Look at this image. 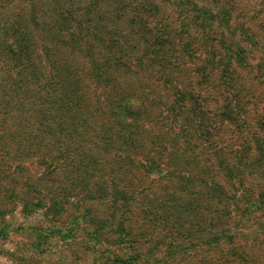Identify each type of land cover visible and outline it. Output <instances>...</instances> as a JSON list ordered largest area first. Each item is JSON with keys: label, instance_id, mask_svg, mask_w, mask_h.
Returning <instances> with one entry per match:
<instances>
[{"label": "rangeland", "instance_id": "obj_1", "mask_svg": "<svg viewBox=\"0 0 264 264\" xmlns=\"http://www.w3.org/2000/svg\"><path fill=\"white\" fill-rule=\"evenodd\" d=\"M97 1L0 0V175L7 176L0 264H116L133 254L130 264H264V160L256 148L264 145V0H107L103 39L115 40L96 50L92 73L68 33ZM148 1L153 11L141 19L156 10L163 35L176 32L183 42L195 32L221 35L233 55L232 65L223 63L227 73H216V57L203 50L176 54L178 61L171 55L177 87L192 97L191 117L176 113L174 86L161 85L140 54L127 56L139 38L132 8ZM114 3L126 10L116 13ZM193 4L218 15L223 30L215 23L218 32L195 31L186 11ZM52 89L63 101L74 90L88 97L86 115L67 112L60 130L50 113L41 120L53 103L39 98ZM129 96L142 105L128 120L119 116ZM115 191L133 196L130 218L108 202ZM130 233L134 249L114 243Z\"/></svg>", "mask_w": 264, "mask_h": 264}, {"label": "trees", "instance_id": "obj_2", "mask_svg": "<svg viewBox=\"0 0 264 264\" xmlns=\"http://www.w3.org/2000/svg\"><path fill=\"white\" fill-rule=\"evenodd\" d=\"M107 2V0H100L97 1L95 7H89L88 10L86 11L87 14L84 17V21H79L77 22V25L74 28L73 33H68L69 34V38H71V40L73 39L76 44L79 43L83 46V48L85 49L87 55L86 57H88V59H90V71L92 73H97L95 72V68L94 66V58L96 56L97 53V49L98 48H102L104 50H107L105 47V44L107 43H111L113 42L115 39L110 38L109 40H104L103 36L105 34V32L103 31V26H104V20H105V11H107L109 9V5L108 7H104L107 5L102 6L103 4H105L104 2ZM187 2H189V0H187ZM101 4V6H99ZM115 7L114 10L116 13H120L123 10H126V8L124 6L121 7L120 3H114ZM184 4V3H183ZM178 6L181 7V4L178 2L177 3ZM102 9V11L100 10V8ZM152 7L154 8V5L148 1V4L145 8H140L137 4V6L132 8V11L134 12V16H137L134 19V24L132 25V36H139V38L134 42L133 47L131 48V51L127 54V56H130L132 53H134L135 55H132L131 57H129V60H131L132 58L138 56L140 54V56H138L140 59L146 60L147 62H145V68H150L153 70V74L154 76H161L160 78V83L161 85H166L169 84L171 86H174V90H175V94H174V100H175V104H177L178 106V110L176 111L179 112V115L181 116V114H185L186 117H191V111L189 109L188 106H190L191 103V95H189V93L180 90L177 85L179 84V75L176 74L177 70V65L176 63H174V60L178 61L179 57H183V55H185L186 53L188 55H194V51L197 52H201L202 50L207 53L210 54L212 56H215L216 58L213 60L215 61V65H216V73L220 72V73H227L229 70H227L223 65L224 61H226V65H232L231 60L233 59V55H228L229 54V48H224V36L222 37L221 35L219 37H215L214 35H205L204 32H202L203 35L192 33L189 34L188 38H187V42H183L182 40L184 38H182L181 34H177L176 32L173 33V35H171L168 37L167 35H163L164 33H167V31H161L158 27L159 21L156 20V10L154 13L152 14H148L147 15V19L148 21H143V19H141L142 14L146 13L145 9H147L148 12H152ZM95 11V12H94ZM187 13L191 15L190 17V25L194 28V30L196 31L197 28H202V27H208L211 32L212 31H217V29H213L212 24L214 25L215 23H217L218 27L221 28V30H223L224 25H220V20L218 18V15H214V13L210 12V11H206L201 7H198L197 5L193 4L191 6V9L187 8L186 9ZM62 14L61 9L58 10V14ZM64 15L66 17H69L71 15V11L68 10L67 14ZM198 18H205L202 19L204 20V23H209L207 26L204 24L202 25L201 23L197 22ZM69 19H71L69 17ZM76 24V23H75ZM82 25V26H81ZM86 25V27L84 26ZM113 27H116V24L113 23ZM107 31V35L111 34V37H115V34H112L111 30L106 29ZM218 32V31H217ZM109 37V36H108ZM78 41V42H77ZM90 42H92L94 44V46H92V44H90ZM218 47H220L221 51H218ZM169 50L171 52H169ZM215 51V52H214ZM179 55V57L177 55ZM173 56L174 60H172ZM187 55V56H188ZM237 60H239V58L236 56ZM135 63L137 65H139V67H141L142 63L140 60L135 58ZM111 64L114 66H118V67H122L124 69H127V63H122L121 61L118 60H114L111 58ZM129 64V63H128ZM238 64V63H237ZM92 65V66H91ZM176 66V67H174ZM223 66V68H221ZM170 67V68H169ZM232 66H230L231 68ZM144 68V69H145ZM176 68V69H175ZM229 68V69H230ZM165 69V71H164ZM183 68L181 67L179 70H182ZM221 69V70H220ZM232 71H234V69H232ZM175 74L177 76H175ZM23 72H21L19 74L20 76V82L22 83V77H23ZM203 76H205L203 74ZM98 82V81H97ZM29 84V83H28ZM27 87V86H25ZM23 92L28 93V88L24 89L22 88ZM46 97L44 98H39L40 101L45 102H49V103H53V107H47L46 106V111H42L41 115L39 117H41V120H46L47 118V113L49 115L50 113V123L53 126H55L58 130L60 129H65L66 127V122H67V112H69L71 115H75L76 113L79 112V108L81 109V111L78 113V116L80 117L82 114L85 116L86 113H84L83 110V101L87 102L88 97L83 98L81 96V93L77 94V92L74 90L72 92H69L68 95H66V97H68V99H66L65 101L61 100L60 97H58V93L56 91V89H52L50 95L48 94H44ZM53 95V96H52ZM28 95H24L23 97H21V99L23 98H27ZM73 97H77L80 98L82 101L81 103H79L78 99H73ZM35 98V97H32ZM206 99V98H205ZM204 99V100H205ZM24 100V99H23ZM78 102V103H76ZM204 102V101H203ZM142 103L139 101V99L137 98H133L132 96L127 97V99L123 102V109L121 110V107H118V110L120 111V116L122 118V115L127 116L126 118L129 119H134L136 116L139 115V107H141ZM124 111V112H123ZM232 113L230 111V113H226V116L228 117L227 121L228 122H233L234 119H232L231 117ZM85 118V117H84ZM126 119V120H127ZM191 120V119H190ZM190 120H188V122H191ZM185 121V120H184ZM124 126H128L127 123L124 121ZM236 127H239V125H235ZM77 127V126H76ZM184 127V126H183ZM206 126H201L198 127V130H202L204 129ZM49 128V127H47ZM200 128V129H199ZM7 138V137H6ZM43 140V139H42ZM257 142V141H256ZM256 148H258L260 154H257V157L259 159L264 160V145H258L256 146ZM20 159H24L23 157H21ZM44 159V157H43ZM25 162H29V160L25 159ZM87 161H89V158H87ZM255 161V159H254ZM46 162V161H45ZM51 162H53L51 160ZM56 163H58V160L55 161ZM229 170H231L229 172ZM229 173H232L233 170L231 168L228 169ZM4 173V172H3ZM7 176L5 174H1L0 175V188L2 191H4V186L3 184L5 183V178ZM28 188V187H26ZM110 198V199H109ZM109 198H107L108 202H110V204H112L113 206L115 204H120L121 207L124 206L126 207L125 210L120 211V213L123 215L124 213L128 214L127 218H130L129 215L132 213V203H130V201H132L134 198L133 196H128L126 191H115L114 196H109ZM133 198V199H132ZM130 199V201H128ZM234 205V203H233ZM121 218H123L124 220H128L126 219V217L121 216ZM122 220V219H121ZM128 224V221H125ZM236 225H234L233 228H235ZM89 232V233H88ZM1 233V232H0ZM142 233V232H141ZM2 234V233H1ZM87 236H89L90 240H93V242L95 243L97 236H95L94 232H90L87 231L86 233ZM125 237V235H123ZM246 236V235H245ZM135 236H133L131 233L129 234L128 237H121L118 236L115 240L114 243H118V244H122V245H126L128 248H133L134 249V243L136 242V238H133ZM212 240L217 244L219 242H221V237H215L214 235L212 236ZM227 238V237H226ZM135 258V259H134ZM135 261L136 260V255L133 254L132 257H129V255H125L124 257H115L113 259V261L116 264H126L129 263L130 264V260ZM242 264H248L247 260H242L241 262ZM132 264V263H131Z\"/></svg>", "mask_w": 264, "mask_h": 264}]
</instances>
